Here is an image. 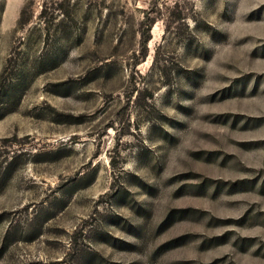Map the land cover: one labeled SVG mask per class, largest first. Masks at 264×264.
Masks as SVG:
<instances>
[{"label":"rangeland","instance_id":"374dc122","mask_svg":"<svg viewBox=\"0 0 264 264\" xmlns=\"http://www.w3.org/2000/svg\"><path fill=\"white\" fill-rule=\"evenodd\" d=\"M0 264H264V0H0Z\"/></svg>","mask_w":264,"mask_h":264}]
</instances>
